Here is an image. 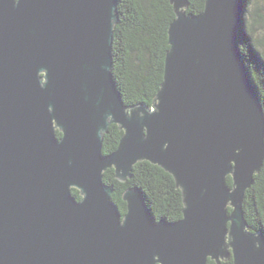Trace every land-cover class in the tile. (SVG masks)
I'll return each mask as SVG.
<instances>
[{
  "label": "water",
  "instance_id": "obj_1",
  "mask_svg": "<svg viewBox=\"0 0 264 264\" xmlns=\"http://www.w3.org/2000/svg\"><path fill=\"white\" fill-rule=\"evenodd\" d=\"M169 3L162 83L151 108H128L111 74L116 0H0V264H264L242 207L264 162L244 0L198 15ZM112 124L123 134L103 155ZM142 161L173 178L179 220L155 219L136 187L124 216L111 201L103 173L125 183Z\"/></svg>",
  "mask_w": 264,
  "mask_h": 264
},
{
  "label": "trees",
  "instance_id": "obj_2",
  "mask_svg": "<svg viewBox=\"0 0 264 264\" xmlns=\"http://www.w3.org/2000/svg\"><path fill=\"white\" fill-rule=\"evenodd\" d=\"M205 0H188L187 14L198 15ZM264 0H244L238 45L264 112ZM118 22L113 29L111 74L124 105L143 104L151 108L162 83L165 54L169 49L167 31L175 16L169 0H116ZM123 132L115 124L103 136L102 153L116 150ZM58 138H61L59 133ZM227 184L232 186L231 178ZM103 182L112 186L111 201L124 216L126 205L122 194L138 188L155 219L170 222L181 218L183 208L180 190L173 178L160 167L138 162L125 183L115 179L114 170L103 173ZM77 200L79 192L72 189ZM244 218L251 233L264 234V162L242 202ZM231 212V209H228ZM207 264H216L208 260ZM220 264H233L232 259Z\"/></svg>",
  "mask_w": 264,
  "mask_h": 264
},
{
  "label": "flooded vegetation",
  "instance_id": "obj_3",
  "mask_svg": "<svg viewBox=\"0 0 264 264\" xmlns=\"http://www.w3.org/2000/svg\"><path fill=\"white\" fill-rule=\"evenodd\" d=\"M56 133H57V135H58L60 132L56 131Z\"/></svg>",
  "mask_w": 264,
  "mask_h": 264
},
{
  "label": "rangeland",
  "instance_id": "obj_4",
  "mask_svg": "<svg viewBox=\"0 0 264 264\" xmlns=\"http://www.w3.org/2000/svg\"><path fill=\"white\" fill-rule=\"evenodd\" d=\"M263 3H264V1H263Z\"/></svg>",
  "mask_w": 264,
  "mask_h": 264
},
{
  "label": "bare ground",
  "instance_id": "obj_5",
  "mask_svg": "<svg viewBox=\"0 0 264 264\" xmlns=\"http://www.w3.org/2000/svg\"><path fill=\"white\" fill-rule=\"evenodd\" d=\"M228 182V181H227Z\"/></svg>",
  "mask_w": 264,
  "mask_h": 264
}]
</instances>
